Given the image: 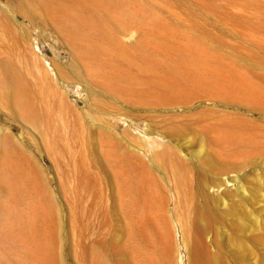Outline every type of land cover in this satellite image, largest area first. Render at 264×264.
Masks as SVG:
<instances>
[{"label": "rangeland", "instance_id": "1", "mask_svg": "<svg viewBox=\"0 0 264 264\" xmlns=\"http://www.w3.org/2000/svg\"><path fill=\"white\" fill-rule=\"evenodd\" d=\"M84 1L100 21L103 8ZM115 1L110 45L91 27L76 36L47 18L15 20L11 6L27 0H0V264H197L201 242L213 264H264V152L242 165L193 125L205 110L214 127L244 119L237 128L264 146V0ZM194 65L235 74L251 91L157 103L162 75ZM221 159L242 165L230 173L238 178L208 187ZM233 199L243 214H229Z\"/></svg>", "mask_w": 264, "mask_h": 264}, {"label": "bare ground", "instance_id": "2", "mask_svg": "<svg viewBox=\"0 0 264 264\" xmlns=\"http://www.w3.org/2000/svg\"><path fill=\"white\" fill-rule=\"evenodd\" d=\"M96 2L98 3V5H100L103 8V9H98L101 12V14L99 15L102 17L100 21H93L91 19V15L94 14L93 7L88 5V3L85 2L84 0H27L26 6L14 5L11 6L10 10L15 20L18 19L19 16L29 19H34L38 17L41 18L42 20L44 18H47L51 21L53 25L57 27V29L60 32L67 33L69 35L71 34L76 36L82 35L79 34L80 29L91 27L90 28L91 31H96V33L98 32L99 34L102 35L103 39L105 38L106 40H109L110 42L108 41V43L110 45H113L115 44V42H118L119 39L118 38L119 18L116 13L117 2L115 0H96ZM193 56H191V58L194 59ZM198 57L200 59V56ZM200 63L202 62H199V64ZM196 65L193 66L194 67L193 69L192 67L190 69H172L168 73L162 75V78H160V87L157 88L156 94H154L156 96V99H158L157 103H160L161 105H170L171 107L172 104L188 106L189 104L192 105L194 101L201 99L203 97H208V98L214 97V94L220 97L230 98L236 95L238 96L244 94L246 95L251 91V89L249 88L250 86L235 74L225 71L219 67L215 68V66L214 68L213 66H211V68L201 69L200 67L199 69L198 68L196 69L195 68ZM8 83L11 86L13 96H15L16 103L21 105V107H23L27 113L31 112L30 105L23 97L22 90L20 89V84L18 83V80H16L14 75L9 74ZM204 106L205 105H203V107ZM206 107H208V105ZM203 110H205V108H203ZM205 113L206 114L197 118L193 123V125L196 127L195 129L204 131L208 135L212 134L210 135L211 137H209L210 140L214 141V143H220L225 146H228L230 154L232 155L237 154L234 155L236 157L238 156L244 157L243 160L244 162L242 163V165L251 163L257 155L264 152V146L260 145L257 142L254 143L251 142L250 136L252 135V133H250V131L252 132V130L245 132L237 128L236 125L239 126L241 124L246 123L244 122V119H238V118L234 119L233 117H230L226 123V127L225 126L214 127V111L207 112L205 110ZM222 116L227 117L229 115L224 114ZM246 144H248V147L245 146ZM167 150L170 155L171 153L174 154V150L172 147H168ZM200 162L202 163L203 160H201ZM178 164H179L178 166L179 171L180 169H186L187 167V166L185 167V164L181 161L178 162ZM242 165L240 163H235V162L230 163L226 159L216 160L214 164H210L208 167L209 172L211 173V176H207L208 178H210L208 187L216 186L219 188L222 184L229 182V177L232 176V174L230 173L233 171L237 172L242 167ZM85 168L87 173L91 169L88 166H85ZM183 174H184L183 172L180 173L181 179L183 180L187 179V175L185 174L183 175ZM188 178H190V176ZM231 178L236 179L238 177L234 175V177ZM184 183L187 185L189 183L188 186H191L190 181H188V183H186L185 181ZM196 186H197V191L203 192L204 190L203 182L198 181ZM239 188H242L241 192L245 194L242 185H240ZM128 193L129 195L132 194L131 188L128 190ZM204 196H205L204 197L205 205H207V207L210 208V210L212 211L214 206L213 204L214 198L210 200V197H207L205 194ZM99 199H100V203L103 206H105L107 202L106 194L101 192L99 194ZM132 201L133 199H129L130 207L133 204ZM215 201L218 204L220 203L224 205L226 204L223 196H218L217 198H215ZM233 201H234L232 203L233 209L230 208L227 209L230 212L229 214H231L232 212H234V214L235 212L236 214L238 212L243 214L244 212L240 208L241 206L240 201L238 202V200L236 199H233ZM206 216H208L207 224L204 225V228L207 229L208 226H211V224L213 225L214 220L212 218L213 214L212 216L211 214L210 216L209 215ZM241 221L240 223L241 225H243ZM160 236L158 233L157 242L160 241L161 238ZM90 237L93 238V233L89 235V238ZM150 246L151 245H149V247ZM194 251L196 252L197 258L199 260L197 264H213L214 259L217 258L216 255L209 249L206 243L201 242L195 248V250H193V253ZM197 258L195 257L196 260Z\"/></svg>", "mask_w": 264, "mask_h": 264}]
</instances>
